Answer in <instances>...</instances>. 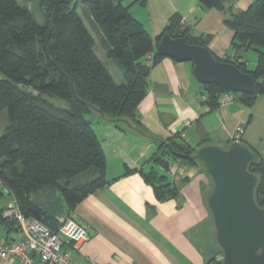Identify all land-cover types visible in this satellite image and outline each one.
Here are the masks:
<instances>
[{"label":"trees","instance_id":"obj_1","mask_svg":"<svg viewBox=\"0 0 264 264\" xmlns=\"http://www.w3.org/2000/svg\"><path fill=\"white\" fill-rule=\"evenodd\" d=\"M199 1L205 8L222 11L224 23L234 31L231 47L240 54L216 58L235 63L252 75V92L241 96L245 105L252 107L258 96L264 95V0H255L237 12L227 0ZM37 2L44 17L42 24L28 6L17 0H0V112L6 110L10 119L0 135V184L26 216L56 229L62 215L110 181L106 154L92 119L98 114L124 131L132 129L160 142L149 158L153 167L139 170L159 200L176 197L181 182L169 180L172 160L199 164L193 155L208 142L194 146L181 132L157 138L142 125L138 106L147 94L152 67L165 57L156 53L165 33L206 47L212 35L192 34L180 27L181 17L174 15L154 38L124 0H83L86 13L104 35L107 57L114 59L124 78L119 84L97 53L96 38L78 11V0ZM250 50L258 55L254 68L244 55ZM149 54L151 65L147 63ZM201 86L211 108L219 106L221 87L215 83ZM59 99L65 104L54 102ZM242 142L259 157L249 170L258 177L255 199L263 207L264 157ZM157 165L164 171L156 169ZM133 171L137 169L126 167L124 174ZM81 174L84 181L73 183ZM56 190L61 193L57 208ZM10 221L16 225L0 211V224Z\"/></svg>","mask_w":264,"mask_h":264},{"label":"crops","instance_id":"obj_2","mask_svg":"<svg viewBox=\"0 0 264 264\" xmlns=\"http://www.w3.org/2000/svg\"><path fill=\"white\" fill-rule=\"evenodd\" d=\"M227 2L237 12L236 4ZM127 4L154 38L174 15H179L181 28H188L194 35H212L209 48L217 57L240 54L231 47L234 31L224 23V13L203 7L199 0H147L145 4L129 0ZM244 55L246 59L250 56L249 52ZM111 61L120 72L117 63ZM148 78L147 94L138 106V114L142 125L157 138L181 132L194 146L203 140L225 146L243 129L241 141L250 145L256 142L249 129L257 118L264 126V95L258 96L252 107L245 105L241 96H235V100L211 108L194 75L193 62L170 56L153 66ZM92 119L106 154V176L110 181L60 217L61 221L67 215L73 216L89 232L78 248L66 249H73L81 262L98 264H220L223 252L208 206L213 181L207 170L200 164L172 160L171 171L178 170L180 176L176 178L169 171V180L181 182L179 193L159 200L139 169L149 171L153 167L149 158L160 142L132 129L124 131L98 114ZM262 137L261 132L264 143ZM261 152L263 155L264 149ZM126 167L137 171L124 174ZM155 168L164 171L162 166ZM11 200L5 207L0 206L3 215L15 204L13 196ZM0 233L6 241L23 237L11 221L0 224ZM3 264L19 263L11 259Z\"/></svg>","mask_w":264,"mask_h":264},{"label":"water","instance_id":"obj_3","mask_svg":"<svg viewBox=\"0 0 264 264\" xmlns=\"http://www.w3.org/2000/svg\"><path fill=\"white\" fill-rule=\"evenodd\" d=\"M159 56L192 61L201 83H215L224 92L251 93L252 75L235 63L218 60L209 47L191 44L186 38L165 33L156 48ZM212 178L208 196L223 264H264V206L258 205L255 189L258 177L249 170L258 154L248 144L233 141L227 147L204 144L193 155Z\"/></svg>","mask_w":264,"mask_h":264},{"label":"built area","instance_id":"obj_4","mask_svg":"<svg viewBox=\"0 0 264 264\" xmlns=\"http://www.w3.org/2000/svg\"><path fill=\"white\" fill-rule=\"evenodd\" d=\"M152 62L153 57L149 55L147 63L151 65ZM235 99L233 92H223L220 104L224 105ZM242 132L240 130L235 134V141L241 139ZM172 172L174 177L180 176L178 170L174 169ZM4 214L14 219L23 237L6 241L0 235V264L11 259L17 260L19 264H98L95 261L81 262L76 259L73 249L88 239L89 232L73 216L67 215L56 229H52L38 218L26 216L17 202L7 208ZM66 246H72L73 249H66Z\"/></svg>","mask_w":264,"mask_h":264},{"label":"rangeland","instance_id":"obj_5","mask_svg":"<svg viewBox=\"0 0 264 264\" xmlns=\"http://www.w3.org/2000/svg\"><path fill=\"white\" fill-rule=\"evenodd\" d=\"M17 1L21 5L28 6L31 9V11L33 12L35 18L37 19V21L39 23L42 24L44 22V17H43V14H42V9L40 7L39 2H37V0H17ZM128 1L129 0L125 1V4H127ZM230 1L232 3H235L236 4V7L238 9H241L239 7L245 8V7H247L250 4V2L249 3L247 2L248 0H230ZM250 1L253 2L255 0H250ZM78 2H79V4H78V11L81 14V16L83 17V19H84L86 25L88 26V28L90 29L91 33L96 38V41H97V53L102 57L104 64L107 67H110L112 69V71H113L112 73L114 75V78H115L116 82L119 83V84L120 83H123L124 82V78H123L121 72H117L116 68H114L115 65H113V63L111 61V60H114V59H111V58L107 57V55L105 53V50L103 48V37H104V35H103L101 29L99 28V26L94 21H92L90 19V16L86 13L85 10H87L88 8L84 5L83 0H78ZM249 54H250V56L247 57V59L250 62V67L251 68H254L256 66V64H257V59H258L257 52H255L253 50H250L249 51ZM233 94L235 96H242V93H240V92L233 93ZM54 102L56 104H61V105H64L65 104V102L62 101V100H60V99L57 100V101L54 100ZM9 122H10V119H9L8 112L6 110L0 112V135L3 133L6 125ZM261 122H262L261 119H259V118H257V120L255 119L252 127H250V129H249V133H253L252 136L254 138H257L256 142H252L251 143V146L253 148H255L256 150H258L262 154L261 150L264 149V143H262L260 139H261V132L264 133V126L262 125ZM247 123H249V122L246 121L245 122V126L247 125ZM261 130H263V131H261ZM239 131H238V133H239ZM234 136L236 137L237 135H234ZM240 136H242V134ZM253 137H252V139H253ZM262 138H264V137H262ZM263 157H264V154H263ZM83 175L84 174H81V175L76 176L73 179V183L83 182L84 181V176ZM171 175L173 176V174H171ZM53 196L55 198L54 206L57 208L58 207V205H57V202H58L57 197L61 196L60 191L56 190V192L53 193ZM11 198H12V195H10L8 193L7 188H5L2 184H0V206L5 207L7 205V203H9L10 201H12Z\"/></svg>","mask_w":264,"mask_h":264},{"label":"clouds","instance_id":"obj_6","mask_svg":"<svg viewBox=\"0 0 264 264\" xmlns=\"http://www.w3.org/2000/svg\"><path fill=\"white\" fill-rule=\"evenodd\" d=\"M149 55H151V54H149ZM149 55H148V56H149ZM233 93H236V92H233ZM233 141H235V140H233ZM233 141H232V142H233ZM239 141H241V139H240ZM222 261H223V260H222Z\"/></svg>","mask_w":264,"mask_h":264},{"label":"bare ground","instance_id":"obj_7","mask_svg":"<svg viewBox=\"0 0 264 264\" xmlns=\"http://www.w3.org/2000/svg\"><path fill=\"white\" fill-rule=\"evenodd\" d=\"M224 92V91H223Z\"/></svg>","mask_w":264,"mask_h":264}]
</instances>
